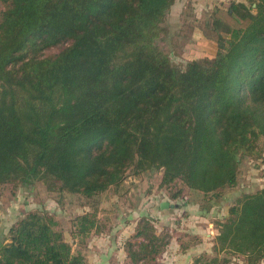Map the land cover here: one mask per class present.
Returning <instances> with one entry per match:
<instances>
[{
    "label": "trees",
    "instance_id": "1",
    "mask_svg": "<svg viewBox=\"0 0 264 264\" xmlns=\"http://www.w3.org/2000/svg\"><path fill=\"white\" fill-rule=\"evenodd\" d=\"M175 3L0 0V185L91 199L133 170L214 199L237 186L242 160L264 155V0L233 1L237 26L219 33L216 57L183 70L157 44ZM97 228L79 216L74 237ZM133 239L131 264H157L170 245L148 218ZM214 252L264 263V188L230 208ZM205 257L193 264L231 261ZM0 264L89 263L52 216L32 212L0 245Z\"/></svg>",
    "mask_w": 264,
    "mask_h": 264
},
{
    "label": "rangeland",
    "instance_id": "2",
    "mask_svg": "<svg viewBox=\"0 0 264 264\" xmlns=\"http://www.w3.org/2000/svg\"><path fill=\"white\" fill-rule=\"evenodd\" d=\"M193 1L176 0L162 24L164 32L157 41L171 62L182 70L193 61L216 57L219 33L225 25L237 26L228 9L233 1L243 0H212L206 9L196 7L198 4ZM217 22L222 23L218 31L215 30ZM67 46L51 48L45 56L59 54ZM162 179L163 171L136 175L131 170L118 188H111L91 199L50 191L43 182L0 185V245L10 242L12 227L26 214L46 213L59 223L65 240L76 253L83 252L93 263L131 264L125 259L126 243L136 241L133 237L138 224L142 218H148L158 234L170 239L167 255L161 258V264H193L194 259L201 256H219L221 262L228 258L230 264H244L242 257L217 255L214 240L219 224L228 219L230 208L244 195L264 188V155L259 159H243L237 186L224 190L219 199L204 197L180 181L162 186ZM164 203L170 206L162 208ZM85 214L95 216L98 228L82 243L74 234L77 218ZM101 252L107 258H100Z\"/></svg>",
    "mask_w": 264,
    "mask_h": 264
},
{
    "label": "crops",
    "instance_id": "3",
    "mask_svg": "<svg viewBox=\"0 0 264 264\" xmlns=\"http://www.w3.org/2000/svg\"><path fill=\"white\" fill-rule=\"evenodd\" d=\"M202 1V2H201ZM212 2V0H194L193 1V4H195V5H197L196 7H204V9H206V7H207V3H211ZM100 255H101V257L100 258H107V256L105 255V254H103L102 252L100 253ZM166 255H167V252H165L163 255H161L159 258H158V260H157V264H161V263H159L160 261H161V258L162 257H166ZM87 257V261H88V263L89 264H98V263H93V261L92 260H89L88 259V256H86ZM113 257V256H112ZM110 258V257H109ZM108 258V259H109ZM125 259L127 260V261H129L130 262V260L128 259V257H127V253H126V256H125ZM105 259H103V261H104ZM191 264V263H190Z\"/></svg>",
    "mask_w": 264,
    "mask_h": 264
},
{
    "label": "water",
    "instance_id": "4",
    "mask_svg": "<svg viewBox=\"0 0 264 264\" xmlns=\"http://www.w3.org/2000/svg\"><path fill=\"white\" fill-rule=\"evenodd\" d=\"M170 205L169 204H167V203H164L163 205H162V208H168ZM173 207V206H172Z\"/></svg>",
    "mask_w": 264,
    "mask_h": 264
}]
</instances>
